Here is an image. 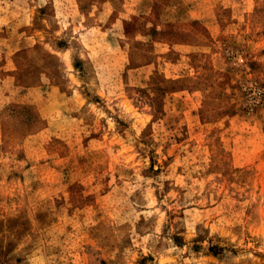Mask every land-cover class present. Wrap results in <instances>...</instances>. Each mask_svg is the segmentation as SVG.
I'll list each match as a JSON object with an SVG mask.
<instances>
[{
  "label": "rangeland",
  "instance_id": "rangeland-1",
  "mask_svg": "<svg viewBox=\"0 0 264 264\" xmlns=\"http://www.w3.org/2000/svg\"><path fill=\"white\" fill-rule=\"evenodd\" d=\"M0 264H264V0H0Z\"/></svg>",
  "mask_w": 264,
  "mask_h": 264
}]
</instances>
